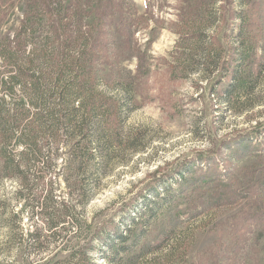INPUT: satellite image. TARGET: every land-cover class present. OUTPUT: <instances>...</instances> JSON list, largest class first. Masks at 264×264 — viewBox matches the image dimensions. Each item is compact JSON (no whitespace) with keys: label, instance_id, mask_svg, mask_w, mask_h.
<instances>
[{"label":"rangeland","instance_id":"374dc122","mask_svg":"<svg viewBox=\"0 0 264 264\" xmlns=\"http://www.w3.org/2000/svg\"><path fill=\"white\" fill-rule=\"evenodd\" d=\"M248 1L241 40L251 51L243 69L260 73L251 92L228 104L211 93L228 62L234 64L238 22L215 25L217 4L201 8L206 20L192 25L186 20L194 10L180 0H129V14L137 20L134 57H142L146 72L136 79L125 130L137 134L140 150L116 166L83 214L90 230L112 234L108 246L125 248L118 254L96 248L97 264H264V216L256 217L264 211V194L255 188L264 181V150L234 143L255 122L264 128V0ZM7 3L0 0V7ZM220 8L227 19L239 9L227 2ZM23 11L18 2L8 9L0 33L14 32ZM120 46L121 66L134 74V58L122 60L132 51ZM223 165L229 170L224 176ZM184 167L182 176L172 177ZM34 223L14 197V186L2 183L0 264L62 262L67 251L55 254L61 246H38L35 253L18 246Z\"/></svg>","mask_w":264,"mask_h":264},{"label":"trees","instance_id":"16d2710c","mask_svg":"<svg viewBox=\"0 0 264 264\" xmlns=\"http://www.w3.org/2000/svg\"><path fill=\"white\" fill-rule=\"evenodd\" d=\"M7 2L0 7V24L17 2L24 11L14 32L0 33V186L12 184L28 220L37 222L21 234L18 246L31 253L38 252V246H61L55 254L64 250L67 254L55 264H97L96 248L111 254L125 250L108 246L112 234L105 228L90 230L83 214L116 166L125 165L140 150L137 134L125 130L126 113L135 103L136 79L146 72L132 46L137 20L129 14V0ZM180 2L186 10H194V17L186 20L192 25L206 20L198 13L209 4L219 5L215 25L238 22L234 64L230 68L228 62L211 95L232 104L251 92L260 72L243 69L251 51L243 48L241 40L247 15L243 9L249 1ZM226 2L239 8L230 10L228 19L220 8ZM197 4L199 9H192ZM122 44L132 51L122 60L134 58V74L121 66ZM261 127L255 122L251 133L234 143L239 147L245 141L251 149L264 150ZM183 169L175 170L172 177L182 176ZM221 170L223 176L229 171L226 165ZM255 188L264 194V181H257ZM258 216L262 218L264 211ZM112 233L121 238L115 228ZM99 257L102 263L108 259L103 252Z\"/></svg>","mask_w":264,"mask_h":264}]
</instances>
